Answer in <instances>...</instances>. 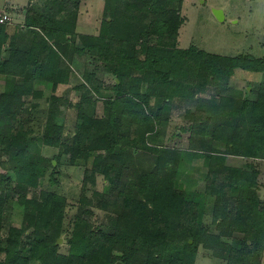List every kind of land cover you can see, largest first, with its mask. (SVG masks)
<instances>
[{
	"label": "trees",
	"instance_id": "1",
	"mask_svg": "<svg viewBox=\"0 0 264 264\" xmlns=\"http://www.w3.org/2000/svg\"><path fill=\"white\" fill-rule=\"evenodd\" d=\"M185 1L104 0L105 18L96 36L76 32L80 0H46L25 9L21 26L10 30L0 24V232L7 197L27 207L22 226L11 224L4 237L0 234V264H30L22 251L35 264H194L200 245L226 264H251L248 242L264 241L263 211L253 190L257 172L230 165L228 157L264 159V77L254 100L221 96L185 113L188 124L179 130L188 149L199 151L203 190L186 193L176 187L184 151L150 142L161 138L174 96L226 88L236 70L264 72V57L178 48ZM74 55L96 63L77 87L82 94L77 106L85 102L90 114H80L72 140L64 144L52 105L42 149L33 154L28 121L35 101L43 84L57 90L68 83ZM98 70L113 82L99 79ZM53 98L54 103L59 95ZM65 155L86 168L63 254L57 240L67 201L41 187L46 170ZM134 156L147 165L128 163ZM97 174L108 179L107 191H89ZM32 191L39 192L30 201ZM206 193L214 197L217 235L199 223ZM94 210L108 214L106 229L93 226ZM28 229L34 242L26 247L22 236ZM221 236L240 237L242 247Z\"/></svg>",
	"mask_w": 264,
	"mask_h": 264
},
{
	"label": "rangeland",
	"instance_id": "2",
	"mask_svg": "<svg viewBox=\"0 0 264 264\" xmlns=\"http://www.w3.org/2000/svg\"><path fill=\"white\" fill-rule=\"evenodd\" d=\"M19 6L14 9L16 18H19L22 10L43 6L46 0H11ZM28 1L22 6V3ZM30 2V3H29ZM211 8H220L224 11V20H217ZM3 8L0 9V16ZM104 14V0H80L78 16L76 21V32L84 35L96 36L99 34ZM183 23L179 30L177 47L188 49L194 47L198 50L217 54L220 56L238 57L241 55L258 59L264 57V0H186L182 11ZM15 26L8 28L13 29ZM141 56V55H140ZM95 62L89 57L74 55L70 61L71 74L66 85L54 89L49 84H43V94L35 101V108L29 116V126L32 128L29 151L38 154L41 148V137L46 128L50 114V107L55 110L54 122L62 128V142L68 143L72 140L74 129L81 123L80 114L89 115V106L82 102L81 92L77 87L83 84V73L93 71ZM97 77L106 83L113 82V76L102 70L97 71ZM264 72H248L236 70L229 85L225 88H209L202 96L196 94L190 96L184 93L183 97L174 96L167 108L168 118L165 122L163 133L158 141L150 140L151 143L163 145L174 150L184 151L185 155L178 159L175 184L178 189L188 192L203 190L201 181L204 169L203 161L198 156L199 151H190L186 138L180 132V128L186 126L185 119L187 111H193L197 105L207 106L211 101L221 96L233 97L239 100H254L257 96L258 87L263 79ZM250 90L248 93L247 90ZM59 95V100L53 96ZM91 96V94L89 95ZM160 131V128H157ZM179 136H175L174 133ZM182 134V135H181ZM154 136V135H151ZM150 136V137H151ZM64 143V144H65ZM211 144L222 146L218 141ZM190 154V155H189ZM131 160V161H130ZM144 161V162H143ZM136 163L137 167L146 166L147 160L134 156L128 159V163ZM143 162V163H142ZM232 166H246L249 172H257L256 186L253 190L258 194L264 219V159H252L237 156L228 157ZM73 164V163H72ZM63 156L59 164L55 161L54 168H49L44 174L42 189L53 192L66 199V208L63 217L62 231L58 243V252L65 254L68 250L67 237L69 230L75 222L77 203L80 200L85 168L74 166ZM206 173V172H205ZM109 188L108 179L101 174L95 176V182L88 184L89 191L104 192ZM39 191H32L27 198L31 201L38 196ZM3 209L1 236H5L11 224L21 227L24 213L27 207L16 201L12 196L7 197ZM200 199V198H199ZM214 197L206 193L201 207L199 223L203 228L213 235L218 234L217 226L212 215V203ZM200 204V200H197ZM93 226L97 229H106L109 226L108 214L102 210H94L90 217ZM220 239L226 244L240 248L242 243L240 237H225ZM25 246L33 245L34 238L32 229H28L22 236ZM5 246V243H2ZM247 247L252 251L251 264H264V241L257 243L248 242ZM20 255L29 258L30 264H35L29 252L22 251ZM2 256V254H1ZM194 264H226L224 260L214 256V252L202 245L197 247Z\"/></svg>",
	"mask_w": 264,
	"mask_h": 264
},
{
	"label": "crops",
	"instance_id": "3",
	"mask_svg": "<svg viewBox=\"0 0 264 264\" xmlns=\"http://www.w3.org/2000/svg\"><path fill=\"white\" fill-rule=\"evenodd\" d=\"M27 3H28V1H26L25 3H22V6L24 4H27ZM14 5H16L15 6L16 8L19 6L18 3L13 4V2L11 0H0V9L3 8V10H4V11H2V14H8L11 18V23L6 24V25H8L7 27L16 26V25L21 26L23 24V21L25 18V14H26L25 10L21 11L19 18H16L15 13H13V12H15L14 9H16V8L11 7ZM2 14H1V16H2ZM9 29L11 30V28H9Z\"/></svg>",
	"mask_w": 264,
	"mask_h": 264
},
{
	"label": "water",
	"instance_id": "4",
	"mask_svg": "<svg viewBox=\"0 0 264 264\" xmlns=\"http://www.w3.org/2000/svg\"><path fill=\"white\" fill-rule=\"evenodd\" d=\"M211 11H212V14H213V16L217 19V20H219V21H223L224 20V11H223V9H220V8H211ZM248 91V93L250 92V90L248 89L247 90ZM120 150V147L119 146H116V151H119ZM55 162L53 161V164H54ZM61 241V239H58L57 240V244L59 243ZM191 242V241H190ZM120 264V263H119Z\"/></svg>",
	"mask_w": 264,
	"mask_h": 264
},
{
	"label": "built area",
	"instance_id": "5",
	"mask_svg": "<svg viewBox=\"0 0 264 264\" xmlns=\"http://www.w3.org/2000/svg\"><path fill=\"white\" fill-rule=\"evenodd\" d=\"M11 23V18L8 14H2L0 16V24H10Z\"/></svg>",
	"mask_w": 264,
	"mask_h": 264
}]
</instances>
